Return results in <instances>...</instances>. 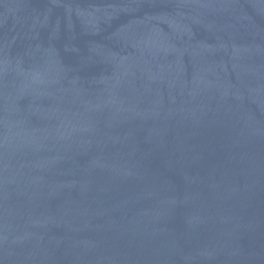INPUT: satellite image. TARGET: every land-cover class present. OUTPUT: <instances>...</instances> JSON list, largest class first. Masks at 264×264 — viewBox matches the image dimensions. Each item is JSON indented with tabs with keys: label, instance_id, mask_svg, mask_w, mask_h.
<instances>
[{
	"label": "water",
	"instance_id": "95a60500",
	"mask_svg": "<svg viewBox=\"0 0 264 264\" xmlns=\"http://www.w3.org/2000/svg\"><path fill=\"white\" fill-rule=\"evenodd\" d=\"M0 264H264V0H0Z\"/></svg>",
	"mask_w": 264,
	"mask_h": 264
}]
</instances>
